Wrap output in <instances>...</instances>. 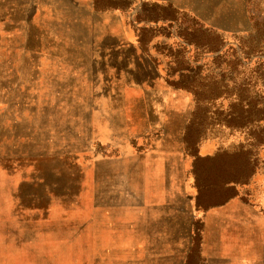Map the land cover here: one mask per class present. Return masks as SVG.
Listing matches in <instances>:
<instances>
[{"label": "rangeland", "instance_id": "rangeland-1", "mask_svg": "<svg viewBox=\"0 0 264 264\" xmlns=\"http://www.w3.org/2000/svg\"><path fill=\"white\" fill-rule=\"evenodd\" d=\"M258 30L264 0H0V264H211L196 237L185 255L184 217L175 243V215L196 176L209 205L241 147L253 175L239 164L220 199L264 219L257 114L227 97L250 72L264 93ZM179 51L201 68L190 89L168 82ZM233 51L235 79L223 75Z\"/></svg>", "mask_w": 264, "mask_h": 264}, {"label": "crops", "instance_id": "crops-1", "mask_svg": "<svg viewBox=\"0 0 264 264\" xmlns=\"http://www.w3.org/2000/svg\"><path fill=\"white\" fill-rule=\"evenodd\" d=\"M152 150H155L153 148ZM194 184V180H193ZM188 209L175 215L178 237L175 243H184L180 218L189 222L185 255L193 246V238H198V248L204 260L213 263L216 259L232 264H264V219L255 213L248 215L244 210L234 209L235 203L228 201L217 208L197 205V194L186 200ZM177 234V230H176ZM197 234V236L195 235ZM256 239H259L256 241ZM177 251V250H176ZM177 255V252H176Z\"/></svg>", "mask_w": 264, "mask_h": 264}, {"label": "trees", "instance_id": "trees-1", "mask_svg": "<svg viewBox=\"0 0 264 264\" xmlns=\"http://www.w3.org/2000/svg\"><path fill=\"white\" fill-rule=\"evenodd\" d=\"M137 19L138 21L143 20L142 15L140 14V17H138ZM156 20L157 18L154 19V21ZM140 31H142V33H147L144 28L140 29ZM258 33L259 35L264 36V31L261 33V31L259 32L258 30ZM138 40L139 42L141 41V35ZM182 40L186 44L194 47V51L196 53L199 52V49H205L206 53H210V54H215L216 51L219 50V48L214 47V45L213 47L203 48V45L199 43H195L192 40L185 38V37L184 38L182 37ZM183 52L184 51L178 52L179 54H181V56L177 58L179 65L177 66V70L174 71L173 69L172 70L173 72H170V73L168 72L167 74L168 82L172 84L173 86H176L177 88L190 89L191 85H193L197 79V76L199 74L198 70L201 68L192 66L190 61L185 58ZM233 53H234V56L231 55V60H229L230 69L228 72H226V74L223 73V75L224 76L228 75L232 79H235L237 77V73L239 72L236 68L239 61H238V58L236 57V52L233 51ZM225 56H228L227 52L223 55L215 56L214 58L210 59V61L216 62L217 59H221V57L225 59L226 58ZM195 57H197V54ZM170 62L171 61H169L168 63ZM254 66H255L254 70L258 75V79L262 80L264 76V70H263L264 64L261 63L260 60H257L255 61ZM173 76H177L176 79L175 78L170 79V78H173ZM249 76L250 78L248 77L246 79L244 85L243 84L237 85L236 83L234 87L231 88V90L229 91V95L227 97L232 98L233 101H235V103L232 104V107H237L241 112V116L247 117V116L254 115L255 113L257 114L256 118L254 120H250L249 123H253V122L258 123V127L260 129L258 130V132H255V133L261 137L260 140H262V143H263L264 142V93H262L260 89L255 90V88L253 87L254 85H251V80H249L251 79V76H252L251 72ZM255 83L256 82H254L253 84ZM249 99H252L254 101V106L251 107V103ZM254 110L256 111L254 112ZM244 114L246 115L244 116ZM232 124H237V120L233 118ZM243 126L244 124H242L240 127H237L236 125L237 128H241ZM250 155H251V152L249 148H244V147L238 148V150L231 156L232 162L225 163L224 166L226 167H220L225 171L227 170L235 171V174H233V177L230 176L227 179L222 178V179H215L214 181H211L212 185L214 186H213V190L211 191L212 195H211L209 205L207 207L211 206L212 201H213V204L215 205L223 204L224 198L223 199H220V198H222L225 195V192H227V190H231L232 187H234V185H236L238 182L241 181L240 179H238L239 164L246 165L245 168L241 170V172L243 173L244 182L247 181L253 175L256 162L252 157H250ZM216 157L217 155L214 158ZM233 158H234V161H233ZM198 161H202V160H198ZM194 184L197 189V205L199 206L200 205L199 202L201 200V196L204 192L205 187L201 184L199 176L195 177ZM221 194H224V195H221Z\"/></svg>", "mask_w": 264, "mask_h": 264}]
</instances>
